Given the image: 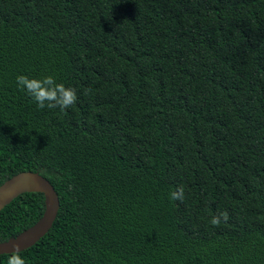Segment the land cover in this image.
I'll use <instances>...</instances> for the list:
<instances>
[{
  "label": "trees",
  "instance_id": "obj_1",
  "mask_svg": "<svg viewBox=\"0 0 264 264\" xmlns=\"http://www.w3.org/2000/svg\"><path fill=\"white\" fill-rule=\"evenodd\" d=\"M22 171L59 197L26 264H264V0H0V184ZM43 210L18 195L0 242Z\"/></svg>",
  "mask_w": 264,
  "mask_h": 264
},
{
  "label": "water",
  "instance_id": "obj_2",
  "mask_svg": "<svg viewBox=\"0 0 264 264\" xmlns=\"http://www.w3.org/2000/svg\"><path fill=\"white\" fill-rule=\"evenodd\" d=\"M40 192L44 195L42 215L17 235L0 242V254H9L19 243L21 251L37 243L52 227L59 210V197L53 185L38 172L22 171L0 184V210L18 195Z\"/></svg>",
  "mask_w": 264,
  "mask_h": 264
},
{
  "label": "clouds",
  "instance_id": "obj_3",
  "mask_svg": "<svg viewBox=\"0 0 264 264\" xmlns=\"http://www.w3.org/2000/svg\"><path fill=\"white\" fill-rule=\"evenodd\" d=\"M16 84L20 91L29 95L39 109H55L61 111L73 107L78 101V91L75 87L66 86L63 82H58L57 78L48 74L42 77H30L21 74L16 77ZM171 201H181L185 199V187L183 184L177 186L169 192ZM229 221V213L219 211L212 216L209 223L215 227L226 224ZM7 264H26V259L21 254V245L16 243L8 256Z\"/></svg>",
  "mask_w": 264,
  "mask_h": 264
}]
</instances>
